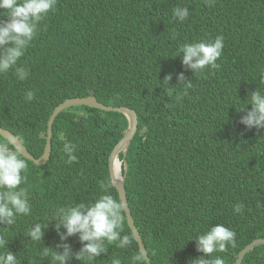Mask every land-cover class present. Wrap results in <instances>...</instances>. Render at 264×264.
<instances>
[{"label":"trees","instance_id":"obj_1","mask_svg":"<svg viewBox=\"0 0 264 264\" xmlns=\"http://www.w3.org/2000/svg\"><path fill=\"white\" fill-rule=\"evenodd\" d=\"M175 7H187L185 21L173 17ZM230 7L237 12L228 13ZM47 16L50 19L40 22L34 40L17 63L27 69V79L20 81L14 68L0 74V120H8L11 111H24V123L28 119L27 124L22 123L24 128H37L28 137L45 143L47 120L59 104L95 95L106 104L138 112V131L128 153L132 164L139 162L132 156L135 148L156 141L148 151L154 159L164 155L169 162L188 150L211 163L209 175L201 176L199 167L186 175L188 186L199 193L201 177L215 176L217 167L231 183L264 181V128L241 123L252 108L247 102L251 93L264 92V0H211L210 6L205 0H57L55 10ZM55 26L56 30L48 31ZM218 35L224 37L222 55L216 61L218 70L208 67L195 73L183 63V54L177 51L180 45ZM36 65L41 67L39 76ZM189 83L192 87L183 95ZM28 91L34 93L31 101L25 100ZM127 128V117L118 111L89 106L61 111L54 122L50 161L36 165L20 154L28 164L21 187L28 190L31 212L21 214L13 225L0 223V235L6 241L0 252L13 253L19 264H60L52 254L68 250L64 264H89L76 258L88 242H81L80 233L67 235L66 228L58 226L59 218L53 216L60 207L87 205L102 195L110 154ZM208 141L213 145L211 152ZM65 142L76 146L73 163H67ZM133 184L128 187L129 203L153 264H198L202 258L217 256L234 264L246 244V230L229 208L214 223L236 231L235 247L201 255L179 242H192L198 225L210 221L205 202L192 206L186 200L178 219H170L163 188L143 190L145 195H141ZM257 194L259 190L251 187L240 190L232 204ZM115 197L118 199L117 192ZM37 224L42 237L32 241L27 232ZM256 232V236H264V220ZM125 234L133 237L127 248L105 241L106 251L91 264H112L114 259L133 264L132 257L140 249L126 214L122 222ZM144 264H148L146 259ZM243 264H264V252H250Z\"/></svg>","mask_w":264,"mask_h":264},{"label":"clouds","instance_id":"obj_2","mask_svg":"<svg viewBox=\"0 0 264 264\" xmlns=\"http://www.w3.org/2000/svg\"><path fill=\"white\" fill-rule=\"evenodd\" d=\"M205 2L210 6L211 0H205ZM56 5L57 0H0V74L7 73L14 68L15 75L20 81L27 79L29 74L27 69L18 67L17 63L34 40L40 22L46 18L50 19L47 15L50 11L55 10ZM235 12L237 11L230 7L228 13L232 15V13ZM188 14L187 7H175L172 10L173 17L180 22L185 21ZM226 17L227 13L221 16L222 19ZM52 30H56V26L48 28V31ZM223 47L224 37L218 35L212 40L184 43L179 46L177 51L178 54H183V63L196 73L208 67L218 70L220 65L217 64L216 61L221 57ZM40 69L41 67L39 65L35 66V72L38 76L40 75ZM169 78L170 77H166L165 79L167 80ZM181 80H183L182 75ZM262 82H264V78H262ZM190 87H192L190 83L185 84L183 95H187V89ZM88 96L96 97L95 95ZM33 98L34 93L28 91L25 95V100L31 101ZM96 98L106 108L97 106L89 107L106 112L118 111L116 108L119 107H127H116L115 105L100 101L98 97ZM181 98V94H178L177 100ZM247 102L251 103L252 108L247 115L242 118L241 123L245 124L248 128H264V92L260 90L252 92ZM61 104H59L56 109ZM67 108L68 107L65 109ZM130 109L134 110L138 116V112L135 109ZM52 115L53 114H51V116ZM80 115L86 116L87 114L80 113ZM24 116H26L24 111L15 113L11 111L8 120H0V129L2 130L0 136L3 137L0 139V223L6 222L7 225L15 224L16 218L21 214L27 216L31 212L28 190L21 187L27 179L24 173H26L28 169L26 160L21 158L20 154L25 157L21 150L27 152L36 160L43 159L45 161V163L37 164L34 160L30 159L36 165L46 164L53 156L54 122L58 115L53 122L50 152L47 151V143L51 116L47 120L48 128L45 136V143L28 137V134L37 128H24L23 125L28 123V119L27 122L24 123ZM137 131L130 141L126 155L123 149L117 153L113 168L110 166L111 156L117 145L112 150L109 157L107 185L105 186L103 182H101V187L104 189V192L99 198L87 205L84 203L75 206L66 205L58 208L54 213L53 218H59L60 224L58 226L66 228L67 235L70 236L75 233H80L81 242H88L80 249V252L76 254L77 259L85 260L91 264L101 252L106 251L105 241L108 243L118 242L117 246L121 249L127 248L132 243V235H122V222L126 214L125 203L122 198L127 202L136 224L129 203L130 197L128 187L131 183H134L132 188L138 190L141 195H145V193L142 194L143 190L146 192H153L163 188L166 213L170 219H178L186 200H188L192 206L201 205L205 202L210 221L198 225L197 231L195 232L197 237H192V242L182 241L179 242V246H185L189 249L194 247L195 251L201 253V255L206 254L208 256H211L214 252L227 251L229 245L235 247L236 231L234 232L229 229L227 225L225 227L221 222L214 223V218H223L229 208L231 214L241 220L246 230V236L243 240L246 244L239 251L234 264H238L239 261L240 264H243L247 254L252 251L260 250L264 252V236H256V228L260 226L264 220V181L260 184H249L246 182H240L238 184L231 183L228 177L221 173V169L217 167L215 176L210 177L208 180H203L201 177L199 193L188 186L186 175L196 170L198 167L201 176L209 175L208 171L211 163L196 158L188 150L176 154L169 162H165L166 157L164 155L159 159H154L148 155V151L157 142L149 141L147 144H142L139 148L133 150L134 154L132 156H137L139 158V162L134 165L131 162V158H128V153ZM10 135H13V138H11ZM206 144H208V150L211 152L213 145L210 141L206 142ZM63 152L67 157V163H73L77 160V156L75 155L76 146L71 142H65L63 144ZM34 153H36L38 157ZM47 153H49V158L46 160ZM61 154L62 153H59V155ZM117 159L120 160V168L118 170L115 169ZM160 172H164V174L160 175ZM248 187H251L253 190L258 189L259 194L241 204H232L236 192L247 189ZM121 189L122 198L120 195ZM209 190H211V192H208ZM116 192L118 194V199L115 197ZM27 235L32 241L41 239V226L37 224L34 230L29 229ZM5 244L6 241L4 236L0 235V249H4ZM52 255L55 261L64 264L70 252L65 250L63 254L54 253ZM144 260L145 257L142 252L132 257L133 264H144ZM151 263L153 264L152 259ZM0 264H19V262L13 253L4 251L0 252ZM112 264H122V261L120 259H114ZM198 264H226V258L223 256H217L211 260L202 258L198 261Z\"/></svg>","mask_w":264,"mask_h":264},{"label":"water","instance_id":"obj_3","mask_svg":"<svg viewBox=\"0 0 264 264\" xmlns=\"http://www.w3.org/2000/svg\"><path fill=\"white\" fill-rule=\"evenodd\" d=\"M76 105H88V106H97V107L106 108L97 100L96 97H93V96L67 99L64 103H62L56 109V111L53 113V115L50 118L49 129H48L49 137H48V143H47V151L50 152V150H51L52 127H53V122H54L55 117L66 107L76 106ZM116 110L126 114L128 120H129V127H128V130L126 131L123 139L117 144L114 152L112 153L111 163H110L111 168H113L114 159L120 150L123 149L124 153L126 155L127 149L129 148L130 141H131L133 135L135 134V132L137 131V127H138V116L134 110H132L128 107H119V108H116ZM0 132L2 133L1 129H0ZM10 137L13 138V135H10ZM21 152L25 155V157L34 160L37 164L45 163V161L43 159L36 160L33 156L29 155L27 152H25L23 150H21ZM48 158H49V153H47V155H46V160ZM120 195L122 198V189L120 190ZM122 200L125 203V211L127 214L128 224H129L130 228L132 229L137 242L139 243L140 252H142L144 254V257L147 260V262L149 264H152L148 250L146 248V245L143 242V238H142V236L138 230V227L135 224L134 218L131 215L128 204L125 201V199L122 198ZM238 264H240V261L238 262Z\"/></svg>","mask_w":264,"mask_h":264},{"label":"bare ground","instance_id":"obj_4","mask_svg":"<svg viewBox=\"0 0 264 264\" xmlns=\"http://www.w3.org/2000/svg\"><path fill=\"white\" fill-rule=\"evenodd\" d=\"M119 168H120V160L117 159V160H116V167H115V169L118 170ZM119 173H120V172H119Z\"/></svg>","mask_w":264,"mask_h":264},{"label":"rangeland","instance_id":"obj_5","mask_svg":"<svg viewBox=\"0 0 264 264\" xmlns=\"http://www.w3.org/2000/svg\"><path fill=\"white\" fill-rule=\"evenodd\" d=\"M18 130H19V128H18Z\"/></svg>","mask_w":264,"mask_h":264}]
</instances>
